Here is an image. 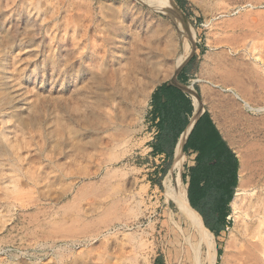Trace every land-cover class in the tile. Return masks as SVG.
Segmentation results:
<instances>
[{"label": "rangeland", "instance_id": "1", "mask_svg": "<svg viewBox=\"0 0 264 264\" xmlns=\"http://www.w3.org/2000/svg\"><path fill=\"white\" fill-rule=\"evenodd\" d=\"M181 1L0 0V264H264V0ZM196 46L259 108L212 249L167 194L182 155L147 149L149 93Z\"/></svg>", "mask_w": 264, "mask_h": 264}, {"label": "crops", "instance_id": "2", "mask_svg": "<svg viewBox=\"0 0 264 264\" xmlns=\"http://www.w3.org/2000/svg\"><path fill=\"white\" fill-rule=\"evenodd\" d=\"M200 52L196 46L173 78L150 91L147 149L160 160L179 162L182 155L189 208L218 238L231 222V201L240 181L239 156L228 131L238 122L235 115L248 119L253 110L243 105L246 98L232 78L234 69L229 68V76L221 74L223 65L205 60Z\"/></svg>", "mask_w": 264, "mask_h": 264}, {"label": "bare ground", "instance_id": "3", "mask_svg": "<svg viewBox=\"0 0 264 264\" xmlns=\"http://www.w3.org/2000/svg\"><path fill=\"white\" fill-rule=\"evenodd\" d=\"M168 5L169 4L166 3V7H165L166 9L168 8ZM166 56L170 57L168 53L164 54V57H166ZM186 56H182V57L178 58L177 60H174V63H173L174 69H177V68L180 67V65L182 64V62L184 61ZM168 57H167V59H168ZM169 61H170V58H169ZM247 108H249V109H259V108H252L248 104H247ZM177 156H178V154H177ZM178 157H176V158H178ZM176 161H177V159H176ZM241 163L243 165L242 158H241ZM174 166H175V164H174ZM239 179H240L239 186L236 188L235 195H234V197L232 198V201H231V216H233V218L238 216V215H240L242 210H245L243 208V202L245 200V196L247 194H251V192H249L248 190H246L243 187L244 186L243 185L244 176L242 174L239 176ZM167 194H168L169 198L174 200L175 204L177 205V207L181 211V213L183 212L186 215V217L189 218L192 221V224H193L196 232L198 233V235L200 237V240L202 239V242H204L206 245H208V247H210L212 249L213 248V244L206 237V235H204V227H203V224L201 222L200 217L197 214H195L189 208L187 197H186V190L184 188H182L181 186H178L176 191H175V193L171 192L168 189L167 190ZM260 232L262 233V230ZM252 245H253V243H252Z\"/></svg>", "mask_w": 264, "mask_h": 264}, {"label": "trees", "instance_id": "4", "mask_svg": "<svg viewBox=\"0 0 264 264\" xmlns=\"http://www.w3.org/2000/svg\"><path fill=\"white\" fill-rule=\"evenodd\" d=\"M178 3H180V2H182L181 0H176ZM218 252V254H219V251H217Z\"/></svg>", "mask_w": 264, "mask_h": 264}]
</instances>
